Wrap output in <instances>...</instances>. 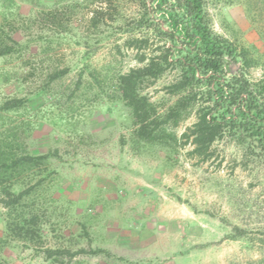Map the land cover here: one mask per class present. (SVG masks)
Masks as SVG:
<instances>
[{
	"label": "rangeland",
	"instance_id": "obj_1",
	"mask_svg": "<svg viewBox=\"0 0 264 264\" xmlns=\"http://www.w3.org/2000/svg\"><path fill=\"white\" fill-rule=\"evenodd\" d=\"M100 1L0 0V23L17 14L38 20L30 36L39 41L29 50L34 74L27 76L17 55L0 58V103L26 99L20 110L0 114V132L24 124L31 154L57 153L42 172L53 179L50 189L49 179L44 183V247L105 251L66 258V264H264V166H244V151L228 141L216 143L206 161L190 155L191 145L135 144L115 78L139 66L124 43L140 1L111 7ZM226 1L206 0L213 31L236 39L264 64V32L255 14ZM55 8L62 30L42 20ZM100 9L119 17L92 28ZM52 68L67 72L47 84L41 70ZM261 75L262 66L249 69L250 79ZM171 79L166 74L143 92L160 113L175 101L164 90ZM194 121L192 113L171 131L180 138ZM5 212L0 204V237ZM0 264L57 263L14 241L0 253Z\"/></svg>",
	"mask_w": 264,
	"mask_h": 264
},
{
	"label": "trees",
	"instance_id": "obj_2",
	"mask_svg": "<svg viewBox=\"0 0 264 264\" xmlns=\"http://www.w3.org/2000/svg\"><path fill=\"white\" fill-rule=\"evenodd\" d=\"M139 1L138 12L128 19L124 43L135 52L139 66L115 78L117 98L130 112L135 144L171 148L191 145L190 155L206 161L216 143L228 141L244 151V166H264V64L236 39L231 41L213 31L206 0ZM234 1L245 5L249 16L255 14L253 19L259 21L264 32V0L228 2ZM118 2L101 0L100 5L111 7ZM41 16L54 28L63 29L59 9L45 11ZM118 17L105 9L96 10L90 26L98 28L102 20L116 21ZM37 23V17L20 14L14 19L3 16L0 23V58L17 55L28 69L27 76L36 70H31L29 50L31 44L39 43L37 37H30ZM17 35L24 41H18ZM257 66H262V75L252 80L249 69ZM66 72L56 68L41 70L47 84L59 80ZM95 74L92 76L101 86ZM166 74H171L172 79L164 90L175 101L160 113L143 92ZM25 103V98H9L0 103V114L18 111ZM192 113L194 123L177 138L171 130ZM29 131V126L23 124L0 132V204L6 211L0 253L14 241L32 246L57 264H66L64 259L70 262L83 254L105 253L102 249L71 251L44 247L41 233L47 219L44 183L49 179L47 189H50L53 179L51 173L49 178L42 172L57 153L31 154L25 135Z\"/></svg>",
	"mask_w": 264,
	"mask_h": 264
}]
</instances>
